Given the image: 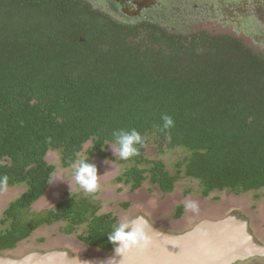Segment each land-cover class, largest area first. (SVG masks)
Returning <instances> with one entry per match:
<instances>
[{"label": "trees", "instance_id": "1", "mask_svg": "<svg viewBox=\"0 0 264 264\" xmlns=\"http://www.w3.org/2000/svg\"><path fill=\"white\" fill-rule=\"evenodd\" d=\"M164 116L173 121L167 128ZM133 129L143 143L117 159L128 165L115 179L130 191L147 181L170 193L184 177L202 196L260 189L264 51L231 32L121 25L81 0H0V186H25L2 212L0 252L55 222L112 251L108 234L119 221L100 212L95 192L38 211L31 205L50 183L49 150L67 167L90 141L83 159L93 163L110 157L109 143L119 147L114 132ZM152 137L160 152L183 153L174 174L145 155ZM182 212L180 204L175 216Z\"/></svg>", "mask_w": 264, "mask_h": 264}, {"label": "rangeland", "instance_id": "2", "mask_svg": "<svg viewBox=\"0 0 264 264\" xmlns=\"http://www.w3.org/2000/svg\"><path fill=\"white\" fill-rule=\"evenodd\" d=\"M200 28L216 32H231L232 28L224 30L221 27L203 23ZM196 29V28H195ZM91 148V142L83 145V151ZM119 147L113 143L108 144L107 151L110 157H93V164L97 170V190L92 198L99 200L100 212H111L119 222L129 220V227L136 217L145 218L151 225L168 233H181L202 219L219 220L228 216L245 220L250 234L256 243L264 245V186L258 190L233 193L228 189L213 190L207 196L200 195L198 184L187 177L179 179L170 193H162L156 185L144 182L133 191L127 185L116 182V177L127 167V163L118 162ZM79 154V160L85 158V153ZM145 155L149 158L159 159L166 169L174 174L175 162L183 153L179 149L164 150L160 152L154 141L150 138L145 145ZM47 163L54 166L50 183L46 192L31 205V210L47 209L72 195L82 194L84 189L76 182L74 167L79 160L67 167L61 165L58 150H49L45 155ZM191 192L185 193L186 189ZM25 190L24 185L0 186V219L7 204L18 197ZM127 203L126 206H123ZM189 203H195L196 210L188 208ZM183 206L181 216L176 217L178 205ZM64 222H55L50 225H41L29 237L18 242L10 250L0 252V255L9 258H21L30 252H48L52 250L67 252L70 256H103L108 252L88 246L78 239L80 229L71 233L61 230ZM2 224L0 222V229ZM234 264H264V258L251 257Z\"/></svg>", "mask_w": 264, "mask_h": 264}, {"label": "water", "instance_id": "3", "mask_svg": "<svg viewBox=\"0 0 264 264\" xmlns=\"http://www.w3.org/2000/svg\"><path fill=\"white\" fill-rule=\"evenodd\" d=\"M150 245L123 255L110 251L103 256H70L64 251L30 252L21 258L0 255V264H234L251 257L264 258V245L254 241L247 222L228 216L219 220L202 219L181 233H168L145 218ZM135 225L132 223L128 230Z\"/></svg>", "mask_w": 264, "mask_h": 264}, {"label": "flooded vegetation", "instance_id": "4", "mask_svg": "<svg viewBox=\"0 0 264 264\" xmlns=\"http://www.w3.org/2000/svg\"><path fill=\"white\" fill-rule=\"evenodd\" d=\"M81 1L121 25L151 22L184 35L203 29V23L232 28V33L264 51V0Z\"/></svg>", "mask_w": 264, "mask_h": 264}, {"label": "clouds", "instance_id": "5", "mask_svg": "<svg viewBox=\"0 0 264 264\" xmlns=\"http://www.w3.org/2000/svg\"><path fill=\"white\" fill-rule=\"evenodd\" d=\"M164 127L167 128L173 124L171 117L164 116ZM116 136L119 144L118 151L114 150V154L118 155L120 159H128L131 156L138 154V149L134 144H142L140 134L135 130L125 132L121 130L120 133H113ZM74 177L76 182L84 189L86 193L95 192L97 190V170L93 163H88L86 159L81 160L78 165L74 167ZM188 208L196 210L195 203H189ZM135 226L131 230L129 228V220L125 222H118L114 225L113 230L108 234V242L113 245L115 254L123 255L133 249L142 251L146 249L150 243L151 238L146 234L144 222L142 218L136 217L131 221Z\"/></svg>", "mask_w": 264, "mask_h": 264}]
</instances>
